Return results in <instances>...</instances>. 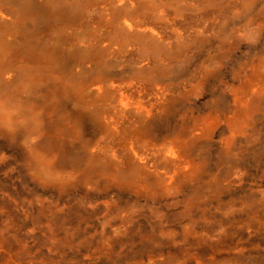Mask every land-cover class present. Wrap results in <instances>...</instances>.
Wrapping results in <instances>:
<instances>
[{
	"label": "rangeland",
	"instance_id": "374dc122",
	"mask_svg": "<svg viewBox=\"0 0 264 264\" xmlns=\"http://www.w3.org/2000/svg\"><path fill=\"white\" fill-rule=\"evenodd\" d=\"M0 264H264V0H0Z\"/></svg>",
	"mask_w": 264,
	"mask_h": 264
}]
</instances>
